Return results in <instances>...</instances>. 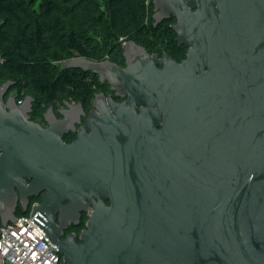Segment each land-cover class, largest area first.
<instances>
[{"label": "water", "instance_id": "water-1", "mask_svg": "<svg viewBox=\"0 0 264 264\" xmlns=\"http://www.w3.org/2000/svg\"><path fill=\"white\" fill-rule=\"evenodd\" d=\"M151 3L155 26L175 20L176 42L187 48L181 63L127 41L125 68L82 57L61 66L107 81L127 96L120 107L143 105L149 118L174 125L176 143H148L126 178L70 195L98 200L81 243L31 221L59 246L62 264H264V0ZM11 86H0V227L16 220L22 174L35 178L31 189L48 177L55 191L64 167L15 112L29 110L31 98L5 100Z\"/></svg>", "mask_w": 264, "mask_h": 264}, {"label": "flooded vegetation", "instance_id": "flooded-vegetation-1", "mask_svg": "<svg viewBox=\"0 0 264 264\" xmlns=\"http://www.w3.org/2000/svg\"><path fill=\"white\" fill-rule=\"evenodd\" d=\"M186 52L187 48L176 42V54L169 55L179 64L185 59ZM162 54L158 55L161 57ZM105 60L120 68L127 66L123 51L118 52L117 57L110 55L102 61ZM78 76L93 85L91 92L60 93L48 98L21 92L15 83L8 81L12 86L5 100L12 97L17 105H23L31 98L29 110L16 109L15 112L25 115L21 120L42 132L43 135L38 137L43 144L58 149L64 158L59 190L48 187L52 182L48 177L49 183L42 181L31 189L35 178L27 172L22 174V184L14 187L15 218L27 216L38 226L53 229V235L59 241L74 235L76 242L81 243L79 234L87 226L93 202L98 200L85 197L73 200L70 195H86L92 186L100 187L111 179L126 178L129 167L134 170L136 160L141 163L148 143L173 145L178 130L174 125L166 126L165 120L149 118L143 105L120 107L126 103L127 96L118 95L97 75L78 72ZM69 161L74 162L73 172L67 169ZM100 200L109 205L108 199L101 197ZM74 212H77L75 217L72 216ZM62 218L66 221L62 222Z\"/></svg>", "mask_w": 264, "mask_h": 264}, {"label": "trees", "instance_id": "trees-1", "mask_svg": "<svg viewBox=\"0 0 264 264\" xmlns=\"http://www.w3.org/2000/svg\"><path fill=\"white\" fill-rule=\"evenodd\" d=\"M151 1L0 0V85L11 81L21 92L48 98L91 92L90 82L61 64L117 57L121 38L150 54L174 56L175 20L155 26Z\"/></svg>", "mask_w": 264, "mask_h": 264}, {"label": "built area", "instance_id": "built-area-1", "mask_svg": "<svg viewBox=\"0 0 264 264\" xmlns=\"http://www.w3.org/2000/svg\"><path fill=\"white\" fill-rule=\"evenodd\" d=\"M120 41L122 46L127 42L123 38ZM0 264H62V254L31 219L19 216L0 227Z\"/></svg>", "mask_w": 264, "mask_h": 264}]
</instances>
